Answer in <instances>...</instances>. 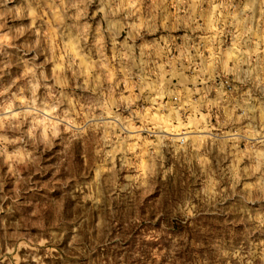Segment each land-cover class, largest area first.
<instances>
[{"label":"rangeland","instance_id":"rangeland-1","mask_svg":"<svg viewBox=\"0 0 264 264\" xmlns=\"http://www.w3.org/2000/svg\"><path fill=\"white\" fill-rule=\"evenodd\" d=\"M183 1L0 0V264H264V0Z\"/></svg>","mask_w":264,"mask_h":264},{"label":"crops","instance_id":"crops-1","mask_svg":"<svg viewBox=\"0 0 264 264\" xmlns=\"http://www.w3.org/2000/svg\"><path fill=\"white\" fill-rule=\"evenodd\" d=\"M187 7H191V8H198V7H202V1L201 0H186L183 1ZM183 3H179L178 5H182ZM219 4V3H218ZM202 9V8H201ZM217 9H219V7L217 6ZM194 19L196 17H193ZM223 20V19H222ZM243 19H238L237 17H233L230 16L225 20H223V23H229V24H237L238 22H243ZM221 33H215L214 35H210V36H214L213 38H217V39H221L220 37ZM243 33L235 30L234 28H232L230 31H228L227 33H225V36H229L231 40H234V42H232L229 46H226L222 49H219L220 47H215L214 49H209V52L205 55V52L200 51L199 53V61L197 62L195 60V62L192 60L193 57L190 58L189 62L193 63L195 65V67H198L199 69L206 66H211L210 68L213 69V71L218 70L219 68L223 66H225V68H227L228 70H233L234 68H237L238 66H240V64H242V61L240 59L241 57V50H242V46L239 42H237L238 39H241L243 37ZM241 37V38H239ZM205 56V57H203ZM238 56H240L238 58ZM196 58V57H194ZM187 88L191 89V87L186 86Z\"/></svg>","mask_w":264,"mask_h":264}]
</instances>
